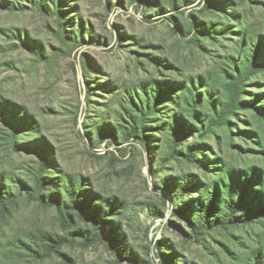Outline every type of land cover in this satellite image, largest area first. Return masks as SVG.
Wrapping results in <instances>:
<instances>
[{
  "label": "rangeland",
  "instance_id": "obj_1",
  "mask_svg": "<svg viewBox=\"0 0 264 264\" xmlns=\"http://www.w3.org/2000/svg\"><path fill=\"white\" fill-rule=\"evenodd\" d=\"M241 28L264 37V0H0V192L17 196L0 202V264L245 259L261 226L206 232L198 242L170 192L188 177L211 182L221 166H264L254 110L206 127L226 99ZM188 88L202 94L198 105ZM246 90L243 100L259 96L263 105L264 73ZM151 94L159 101L143 119ZM143 123L146 137L128 135ZM172 127L187 135L179 150L202 145L197 155L209 167L165 161ZM40 175L53 187L47 200L85 206L119 252L79 211L62 215L31 200L25 189Z\"/></svg>",
  "mask_w": 264,
  "mask_h": 264
},
{
  "label": "trees",
  "instance_id": "obj_2",
  "mask_svg": "<svg viewBox=\"0 0 264 264\" xmlns=\"http://www.w3.org/2000/svg\"><path fill=\"white\" fill-rule=\"evenodd\" d=\"M196 31L201 33L199 30ZM238 33L239 38L234 42L231 57L228 58L232 72L226 75V99L223 103L217 102L215 116L210 120L206 119V127L211 131L230 125L229 119L243 109L254 110L264 123V104L256 106L259 96H256L255 100L251 102L243 100L247 91V83L256 75L264 73V37L259 33L250 32L243 28ZM206 89L205 95L214 98L216 93L214 86L209 84ZM188 91L191 92L194 103L198 105L202 100V94L192 93L193 90L190 88ZM152 101L157 104L159 97L155 98L152 94L146 95V102L141 105L143 119H148L152 109ZM139 127L129 125L132 130L128 135L146 137L147 135L143 132L151 126H146L143 123L142 125L139 124ZM173 134L174 138L166 162L181 159L209 167L206 161L201 160L197 155V153H201L202 145H186L183 150H179L184 145L187 135L184 132L178 134L174 128ZM216 168L213 166V169ZM217 172L216 178L211 182H193L188 177L181 180L182 184H178L176 191H170L174 201L180 200L182 203V206L178 205L177 207L178 214L189 224L193 237L198 242L204 241L206 232L235 227L247 229L261 226V233L255 234V245L247 248L248 254L239 264H264V166L246 168L221 166L219 169L217 168ZM42 175L37 177L36 188L25 189L29 198L39 202L42 206H56L62 215L66 212L70 214L73 211H79L86 220L93 224L100 237L119 252L118 243L113 238L105 236L104 227L97 218L89 216V211L85 206L65 204L63 207L56 200H47L46 191H52L53 187ZM193 192L198 193V196L185 201L184 196ZM16 200V195L7 194V196H3L0 192L1 203L12 204ZM129 261L134 264L138 263L136 260Z\"/></svg>",
  "mask_w": 264,
  "mask_h": 264
}]
</instances>
